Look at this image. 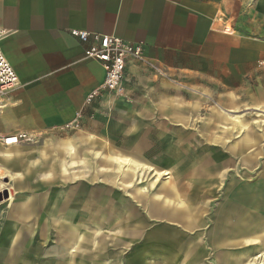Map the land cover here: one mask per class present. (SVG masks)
<instances>
[{
    "label": "crops",
    "instance_id": "crops-1",
    "mask_svg": "<svg viewBox=\"0 0 264 264\" xmlns=\"http://www.w3.org/2000/svg\"><path fill=\"white\" fill-rule=\"evenodd\" d=\"M214 13L203 0H0V47L20 81L0 100V138L42 140L102 85V67L84 59L72 30L141 44L147 61L205 87L243 79L256 47L221 35ZM145 77L128 66L123 96L103 95L85 109L88 135L40 150L0 143L10 180L0 186L8 193L4 264H264V111L231 115L239 104L230 96L233 110L213 108L192 129L176 98H158L169 130L156 133L159 156L150 162L140 144L150 113L129 106L157 94ZM110 120L135 132L124 152L94 139ZM162 172L169 176L156 181Z\"/></svg>",
    "mask_w": 264,
    "mask_h": 264
},
{
    "label": "rangeland",
    "instance_id": "rangeland-1",
    "mask_svg": "<svg viewBox=\"0 0 264 264\" xmlns=\"http://www.w3.org/2000/svg\"><path fill=\"white\" fill-rule=\"evenodd\" d=\"M209 7L213 6L215 11L212 23L218 29L221 35L228 37H234L239 39H245L250 41L255 50H252L251 69L250 73L246 74L243 79L224 81L221 80L218 84L208 83L206 87L205 83L185 77L179 78L173 73H169L164 67L157 64L166 71V76H158L150 73L146 69L142 68L143 73L146 75L145 83L146 87L152 89L151 93H157L156 95H142L138 96L139 103H130L129 106L133 108H139V110L147 108L149 112L150 125L145 127L144 132L148 135L147 140L140 143L144 150L148 153V160L154 162L158 156L157 150L159 144L155 141L156 133H162L169 130V127H165L168 122V118L161 113L155 111L157 106V99L161 97L176 98L180 103V110L191 118L193 128L201 127L205 118L210 115L213 108H220L225 111L233 110L229 108V97L233 96L239 108L236 109V113L229 114H247L253 115L257 110L264 111V0H203ZM212 5V6H211ZM224 83H223V82ZM226 83V84H225ZM93 104V103H92ZM91 104V105H92ZM262 104L263 106H256ZM90 106V105H89ZM89 106H83L80 112V117L76 122L70 126L77 117L67 123L64 127L55 129L50 134L44 133V137L41 140H34L32 143H25V146L35 147L40 150L43 146L51 145L54 142H61L67 138H73L77 135H88V133L82 124L84 111ZM248 106V109L246 108ZM196 107V109H193ZM257 108V109H256ZM153 109V111H151ZM193 110H196L195 114H192ZM233 112V111H232ZM135 115V113H133ZM166 121V123H163ZM102 138L96 141H107V147L114 150L124 152L127 143L131 140L135 134L134 130L128 126H123V121H108L103 131ZM158 141V140H157ZM159 142L166 143L163 139ZM109 145V146H108ZM162 152V151H161ZM32 164L29 168L33 172L39 169L40 160L38 154L32 160ZM9 178H4L0 171V186L4 187V184H9ZM3 190V189H1ZM20 192L18 191L15 199H19ZM7 191H0V213L6 207L4 200L7 199ZM0 228V233H1ZM35 246L45 249L46 244L42 240H36ZM258 258V257H256ZM31 259L29 264H36ZM0 264L4 262L0 259Z\"/></svg>",
    "mask_w": 264,
    "mask_h": 264
},
{
    "label": "built area",
    "instance_id": "built-area-1",
    "mask_svg": "<svg viewBox=\"0 0 264 264\" xmlns=\"http://www.w3.org/2000/svg\"><path fill=\"white\" fill-rule=\"evenodd\" d=\"M84 45V59L98 63L104 71L102 85L90 92L83 106H89L103 95H110L116 98L123 96L126 69L130 65H138L158 76L167 77L166 71L155 63L147 61L144 49L141 44L124 41L116 36L89 33L87 31L72 30L69 33ZM4 33L0 30V41ZM20 86L17 74L5 58L0 47V100ZM76 119L80 112L76 113ZM31 136L20 133L13 136L0 138L3 145L18 143H32Z\"/></svg>",
    "mask_w": 264,
    "mask_h": 264
},
{
    "label": "bare ground",
    "instance_id": "bare-ground-1",
    "mask_svg": "<svg viewBox=\"0 0 264 264\" xmlns=\"http://www.w3.org/2000/svg\"><path fill=\"white\" fill-rule=\"evenodd\" d=\"M88 139V138H87ZM13 145H16V144H13ZM4 146H6V145H4ZM7 146H10V145H7ZM128 158V157H127ZM142 170L143 171H145L146 170V168H142ZM169 176V173H164V172H162V173H159L158 174V176H157V178H156V181H158V180H161L163 177H168ZM143 179V178H142ZM163 180H165V179H163ZM7 196H8V193H7ZM8 198V197H7ZM7 199H5L4 201H6Z\"/></svg>",
    "mask_w": 264,
    "mask_h": 264
}]
</instances>
